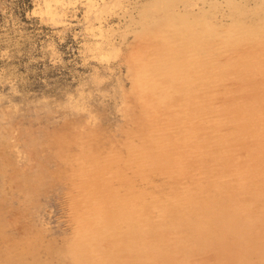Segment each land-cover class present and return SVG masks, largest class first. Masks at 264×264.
<instances>
[{
  "label": "rangeland",
  "instance_id": "obj_1",
  "mask_svg": "<svg viewBox=\"0 0 264 264\" xmlns=\"http://www.w3.org/2000/svg\"><path fill=\"white\" fill-rule=\"evenodd\" d=\"M167 21L249 36L222 38L216 70L177 72L192 37ZM263 30L264 0H0V264H88V245L110 247L101 264H149L133 240L159 246L150 264H264ZM162 73L180 91L166 103L188 105L152 116L143 84Z\"/></svg>",
  "mask_w": 264,
  "mask_h": 264
},
{
  "label": "bare ground",
  "instance_id": "obj_2",
  "mask_svg": "<svg viewBox=\"0 0 264 264\" xmlns=\"http://www.w3.org/2000/svg\"><path fill=\"white\" fill-rule=\"evenodd\" d=\"M236 14V13H235ZM196 21H198V20H196ZM241 21H243V20H241ZM179 22V21H178ZM175 23V22H173V23H169L168 21H167V24H164L166 27H171V28H173L174 29V31L173 32H175V33H177V32H179V33H177V34H181V36H185V38H186V33H185V31L187 32H189V34L188 35H190L192 38L190 39V41H189V44H188V46H186L185 47V50L187 49V47H189L188 48V50L187 51H185L184 53H183V55H180L181 57H179L175 62V68H176V71L178 72V70L179 69H182V68H190V67H192V66H202V68H207V67H212V68H214L215 70H216V67H215V62H216V60H217V58H218V56H216L215 54H217V53H214V52H211V50L212 49H215V50H217V47H218V45L219 44H222L221 42H222V38H223V42L225 43V41H226V43L227 42H229L230 43V45L231 44H233L234 45V41L233 40H236V41H238V42H236V43H239L241 40H239L238 38L239 37H245V36H249V31H248V29H244V30H242V26L241 25H236V26H231V25H228L227 24V26L225 25H222V27L221 28H219V27H216V28H213L212 29V31H210V32H207L206 34H203L202 33V31L201 32H199V31H197V29H198V27L199 26H197V25H195V26H184L183 27V24L185 25V22L182 24V23H180V25L182 24V27L179 25V23ZM193 22H191V24H192ZM195 23V22H194ZM200 23V22H199ZM207 23V22H206ZM211 23V22H210ZM209 23V24H210ZM214 23V22H213ZM187 24V23H186ZM188 24H190V23H188ZM196 24V23H195ZM218 24V23H217ZM236 24H238V23H236ZM157 26H158V24H156ZM163 25V26H164ZM219 25V24H218ZM161 26V25H160ZM245 26V25H244ZM164 28V29H168V28ZM186 27V28H185ZM194 27V28H193ZM248 27V26H247ZM155 29H157L158 27H154ZM162 26L160 27V30H162ZM245 28V27H244ZM163 29V31L164 32H157V33H160L161 35H158L159 37H157V38H155V39H157V41L158 42H162L163 44L164 43H167V35H166V33H165V30ZM195 29V30H194ZM169 30H171V29H168V31ZM211 30V29H210ZM253 30L254 29H252V31L250 30V34L253 32ZM262 31V30H261ZM264 31V30H263ZM156 32H155V34H156ZM172 32V31H171ZM187 32V33H188ZM254 32H256V31H254ZM151 33H153V32H150V35H151ZM257 33V32H256ZM170 34V33H169ZM258 34V33H257ZM153 35V34H152ZM151 35V36H152ZM164 35H166V37L164 36ZM175 35V34H174ZM252 35V34H251ZM253 36H256V34L254 35L253 34ZM145 37V36H144ZM149 37V36H148ZM171 37V36H170ZM174 37V36H173ZM176 37H178V36H176ZM179 37H180V35H179ZM188 37V36H187ZM252 37V36H251ZM181 38V37H180ZM232 38H233V40H232ZM253 38H256V37H253ZM142 39V38H141ZM152 39V38H151ZM163 39H167L166 41H163ZM176 39V38H175ZM183 39H184V37H183ZM172 40V39H171ZM180 40V39H179ZM185 40V39H184ZM188 39H186V41H187ZM151 41V40H150ZM153 41V40H152ZM156 41V40H155ZM220 41V42H219ZM260 42L261 43V40H256V42ZM169 42V41H168ZM144 43V42H143ZM151 43V42H150ZM154 43V42H153ZM157 43V42H156ZM156 43H155V48H156ZM247 43H248V41H247ZM251 43V42H250ZM263 43V42H262ZM161 44V43H160ZM172 44V43H171ZM174 44H175V42H174ZM179 44V43H178ZM185 44H187V43H185ZM245 44V43H244ZM257 46H260V44H258V43H255ZM153 45V44H152ZM165 45V44H164ZM163 45V46H164ZM167 45V44H166ZM165 45V46H166ZM170 45V44H169ZM181 45H183V44H181ZM226 45V44H225ZM229 45V44H228ZM157 46H158V44H157ZM174 46V45H173ZM178 46H180V45H178ZM237 46H239V45H237ZM236 46V47H237ZM252 46V45H251ZM177 47V46H176ZM226 47H228V46H226ZM154 48V47H153ZM158 48V47H157ZM164 48V47H163ZM162 48V49H163ZM167 48H168V45H167ZM173 49V48H172ZM218 49H220V48H218ZM236 49V48H235ZM144 50V49H143ZM160 50V49H159ZM164 50V49H163ZM170 50V49H169ZM175 50V49H174ZM166 51H167V49H166ZM177 51V50H176ZM222 51V50H221ZM221 51L219 52L218 51V54L219 53H221ZM226 51V50H225ZM224 51V52H225ZM232 50H230V52H231ZM152 52V51H151ZM158 52V51H157ZM156 52V53H157ZM163 53H164V51H162ZM228 52H229V49H228ZM234 52V51H233ZM233 52H231V53H233ZM153 54H154V51L152 52ZM163 53H160L161 55H163ZM211 53H213V54H211ZM166 54V53H165ZM149 55H150V53H149ZM156 55H158V54H156ZM177 55V54H176ZM159 56V55H158ZM157 57V56H156ZM161 58V57H160ZM253 58H254V56H253ZM165 59V58H164ZM168 59V58H167ZM166 59V60H167ZM162 63V62H161ZM162 65V64H161ZM171 72V71H170ZM170 74V73H169ZM169 74H164V73H162V74H157V75H155V76H153L150 80H147V81H145V83L143 84V86H146L147 85V87L146 88H148V89H146V91H149V92H152V93H149V95H151L150 97V99H149V101H148V103H145L144 104V108L146 109H148V110H151L150 112L152 113V116H155L156 114H158V113H155V112H157V110H156V108L155 107H160L161 105H162V109H164L166 106L165 105H170L169 103H166L167 101L166 100H168V101H172V99H171V96H172V93H174L175 95L176 94H178V93H180V91L179 90H173V91H171L170 90V86H167V85H158L160 82H159V79H161V78H159V76H168ZM164 78V77H163ZM257 80V79H256ZM161 81V80H160ZM142 86V88H139V89H143L144 87ZM138 89V88H137ZM145 90V89H144ZM169 91H171V92H169ZM142 92H143V90H142ZM259 92V91H258ZM256 93V92H255ZM148 94V93H147ZM174 94H173V96H174ZM181 94H182V92H181ZM185 95V94H184ZM190 98V97H189ZM170 99V100H169ZM249 99V98H248ZM251 99V98H250ZM187 100V99H186ZM181 102V101H180ZM242 102V101H241ZM256 102V101H255ZM259 102V101H258ZM178 103H179V101H178ZM186 103V104H185ZM185 103H183V101L181 102V103H179L178 104V107H171V105H170V109L172 110V111H174V110H178V109H176V108H180L179 110H185V109H187V102H185ZM177 104V103H176ZM241 104H243V103H241ZM245 104V103H244ZM244 104H243V106H244ZM242 106V105H241ZM247 106V105H246ZM246 106H245V108H246ZM189 107V106H188ZM160 108V109H161ZM175 108V109H174ZM248 108H249V106H248ZM153 109H154V111H153ZM159 109V108H158ZM169 109V108H168ZM238 109V108H237ZM250 109V108H249ZM232 110V109H231ZM246 110H248V109H246ZM166 111V110H165ZM232 111H234V110H232ZM242 111V110H241ZM243 111H244V109H243ZM169 112V111H168ZM235 112V111H234ZM246 112V111H245ZM155 113V114H154ZM164 113V112H163ZM236 113V112H235ZM149 115L150 113H147V112H145V113H143L142 115L143 116H147V115ZM242 114V113H241ZM246 114V113H245ZM163 115V114H162ZM166 116V115H165ZM167 116H169L170 118H172V117H176L175 119H180L181 117L178 115V114H174V115H167ZM190 116H188L187 118H189ZM197 117V116H196ZM243 117V116H242ZM247 117V116H246ZM251 117V116H250ZM185 118V117H184ZM184 118L181 120V121H177L178 123H181L182 121H184ZM240 118V117H239ZM174 119V120H175ZM233 119V118H232ZM173 120V121H174ZM232 121V120H231ZM239 121V120H238ZM248 121V120H247ZM251 123V122H250ZM251 124H253V122L251 123ZM174 125L175 126H177V124H175V121H174ZM255 125V124H254ZM250 127V126H249ZM178 130V129H177ZM172 134V133H171ZM174 136V135H173ZM173 138V137H172ZM169 139V138H168ZM166 143V142H165ZM247 143V142H246ZM140 150V149H139ZM204 151V150H203ZM218 152V151H217ZM215 153V152H214ZM248 153V152H247ZM150 155V158L152 157L151 156V154H149ZM153 156H154V154H152ZM214 155V154H213ZM142 156H143V154H142ZM144 156H146V155H144ZM143 156V157H144ZM179 156V155H178ZM148 157V156H147ZM166 157V156H165ZM146 158V157H145ZM150 158H148V159H150ZM259 159V158H258ZM132 160V159H131ZM130 160V161H131ZM134 160V159H133ZM164 160H166V159H164ZM163 160V161H164ZM170 160V159H169ZM145 161V160H144ZM176 161V160H175ZM140 162V161H139ZM136 163V162H135ZM147 164V163H146ZM98 165H99V163H98ZM145 165V164H144ZM175 165V164H174ZM98 167V166H97ZM148 167H150V166H148ZM99 168H100V166H99ZM114 168V167H113ZM137 168V167H136ZM136 168L134 169V170H136ZM140 168V167H139ZM141 168H143V167H141ZM147 168V167H146ZM143 171V170H142ZM141 171V172H142ZM98 172V171H97ZM137 172V171H136ZM145 173V172H144ZM147 173V172H146ZM151 173V172H150ZM82 174V173H81ZM81 174H79L80 176H81ZM84 174V173H83ZM82 174V175H83ZM90 174V173H89ZM142 174V173H141ZM149 174V173H148ZM237 174V173H236ZM255 174V173H254ZM134 175V174H133ZM143 175V174H142ZM214 176V175H213ZM89 177V176H88ZM133 177V176H132ZM138 177V176H137ZM85 178H87L86 176H85ZM129 178V177H128ZM141 178V177H140ZM147 178V177H146ZM217 178V177H216ZM157 178H155V180H156ZM142 180V179H141ZM149 180V179H148ZM84 181V180H83ZM88 181V180H87ZM136 181V180H135ZM209 181V180H208ZM214 181H216L215 179H214ZM255 182V181H254ZM207 183V182H206ZM217 183V182H216ZM218 183H220V182H218ZM83 184H85V183H83ZM127 184V183H126ZM145 184V183H144ZM212 184V183H211ZM132 185V184H131ZM137 185V184H136ZM213 185V184H212ZM139 186V185H138ZM135 187V186H134ZM141 187V186H140ZM87 188V187H86ZM93 188V187H92ZM143 188V187H142ZM149 188H150V186H149ZM118 190V189H117ZM201 190V189H200ZM121 191V190H120ZM184 191V190H183ZM191 191H193V190H191ZM147 191H145V193H146ZM155 192H158V191H155ZM136 193V192H135ZM180 193H181V191H180ZM184 193V192H183ZM186 193V192H185ZM189 193V192H188ZM86 194V193H85ZM144 194V193H143ZM147 194V193H146ZM177 194V193H176ZM91 195V194H90ZM109 195V194H108ZM131 195V194H130ZM148 195V194H147ZM170 195V194H169ZM188 195V194H187ZM118 196V195H117ZM154 196V195H153ZM85 197H86V195H85ZM90 197V196H89ZM101 197V196H100ZM132 197V196H131ZM142 197V196H141ZM141 197H139V198H141ZM149 196H147L146 198H148ZM172 197V196H171ZM87 198H88V196H87ZM119 198V197H118ZM121 198V197H120ZM123 198V197H122ZM129 198V197H128ZM146 198H144V199H146ZM165 198V197H164ZM186 198V197H185ZM98 199V198H97ZM101 199V198H100ZM108 199V198H107ZM143 199V198H142ZM157 199V198H156ZM159 199V198H158ZM160 199H161V197H160ZM171 199H174L175 200V198H171ZM170 199V200H171ZM179 199V198H178ZM210 199V198H209ZM117 200H119V199H117ZM124 200H126V199H124ZM140 200V199H139ZM167 200V199H166ZM208 200V199H207ZM217 200V199H216ZM86 201V200H85ZM89 201V200H88ZM91 201V200H90ZM98 201V200H97ZM151 201V200H150ZM155 201V200H154ZM163 201V200H162ZM171 201H173V200H171ZM81 202V201H80ZM99 202V201H98ZM111 202V201H110ZM118 202V201H117ZM85 202H83V204H84ZM87 203V202H86ZM92 203V202H91ZM94 203V202H93ZM101 203V202H100ZM113 203V202H112ZM135 203H139V202H135ZM134 203V204H135ZM154 203V202H153ZM174 203V202H173ZM172 203V204H173ZM81 204H82V202H81ZM82 204V205H83ZM105 204H107V203H105ZM104 204V205H105ZM117 204V203H116ZM119 204V203H118ZM121 204H123V202L121 203ZM127 204V203H126ZM125 204V205H126ZM130 205H131V203H129ZM167 204V203H166ZM196 204V203H195ZM93 205V204H92ZM114 205V204H113ZM137 205V204H136ZM81 206V205H80ZM94 206V205H93ZM103 206V205H102ZM126 206H128V205H126ZM137 206H139V205H137ZM149 206V205H148ZM166 206V205H165ZM164 206V207H165ZM169 206H171V205H169ZM174 206V205H173ZM249 206V205H248ZM85 207V206H84ZM106 207V206H105ZM115 207V206H114ZM135 207V206H134ZM144 207V206H143ZM153 207V206H152ZM167 207V206H166ZM103 209H106V208H104V207H102ZM109 208V207H108ZM108 208H107V210H108ZM118 208V207H117ZM127 208H129V207H127ZM137 208V207H136ZM160 208H161V206H160ZM169 208V207H168ZM81 209V208H80ZM99 209H100V207H99ZM103 209H102V211H103ZM111 209V208H110ZM115 209V208H114ZM130 209V208H129ZM134 209V208H133ZM140 209H141V207H140ZM139 209V210H140ZM143 209V208H142ZM154 209V208H153ZM182 209V208H181ZM180 209V210H181ZM190 209V208H189ZM82 210H84V209H82ZM112 210V209H111ZM156 210H158V209H156ZM160 210V209H159ZM158 210V212H160ZM97 211V210H96ZM101 210H99L98 212H100ZM116 211V210H115ZM127 211V210H126ZM184 211V210H183ZM190 211V210H189ZM203 211V210H202ZM83 212V211H82ZM90 212V211H89ZM123 212V211H122ZM139 212V211H138ZM157 212V211H156ZM157 212V213H158ZM84 213V212H83ZM105 213H106V211H105ZM115 213V212H114ZM117 213H118V211H117ZM121 213V212H120ZM119 213V214H120ZM133 213H134V211H133ZM146 213V212H145ZM157 213H156V215H157ZM168 213V212H167ZM185 213V212H184ZM97 214V213H96ZM103 214V213H102ZM107 214V213H106ZM106 214H105V216H106ZM119 214H117L118 216H119ZM125 213H123V215H124ZM127 214H128V212H127ZM136 214H140V213H136ZM179 214V213H178ZM180 214H183V213H180ZM190 214V213H189ZM78 215V214H77ZM109 215H110V213H109ZM131 215V214H130ZM146 215V214H145ZM166 215V214H165ZM191 215V214H190ZM86 216V215H85ZM93 216V215H92ZM104 216V215H103ZM116 216V215H115ZM122 216V215H121ZM120 216V217H121ZM125 216V215H124ZM136 216H138L139 217V220H140V218H141V216H139V215H136ZM147 216H149V215H147ZM151 216V215H150ZM185 216H187L186 214H185ZM101 217V216H100ZM108 217V216H107ZM111 217H112V215H111ZM123 217V216H122ZM143 217V216H142ZM156 217V216H155ZM155 217H153L154 218V220H155ZM159 217V216H158ZM165 217V216H164ZM80 218V217H79ZM102 219H103V217H101ZM124 218V217H123ZM123 218H121V219H123ZM137 218V217H136ZM191 218V217H190ZM107 219V218H106ZM105 219V220H106ZM147 219H149V217L147 218ZM167 219V218H166ZM170 219V218H169ZM215 219V218H214ZM213 218H212V220H214ZM77 220H80V219H78L77 218ZM99 220V219H98ZM112 220V219H111ZM128 220V219H127ZM130 220V219H129ZM128 220V221H129ZM100 221V220H99ZM107 221V220H106ZM145 221V220H144ZM149 221L151 222V220L149 219ZM187 221V220H186ZM104 222V220H102V223ZM127 222V221H126ZM138 222V221H137ZM142 222V221H141ZM150 222H148V224L150 223ZM78 224H80V229H79V232H78V236H79V239H80V241H81V239H84V238H87V237H89L91 234H92V230L97 226V223H98V221L96 222V218L93 220V218L90 216V214H89V216L88 217H85V218H83L82 217V219L80 220V223L79 222H77ZM128 223V222H127ZM143 223H145V222H143ZM158 223V222H157ZM165 223V222H164ZM183 223H185V221L183 222ZM142 225V223H139V225ZM156 224V223H155ZM154 224V225H155ZM108 225V224H107ZM136 225V224H135ZM145 225H147V224H145ZM144 225V226H145ZM152 225V224H151ZM160 225V224H159ZM178 225V224H177ZM132 226H134V225H132ZM148 226V225H147ZM162 226V225H161ZM174 226H176L175 224H174ZM111 227V226H110ZM130 227V226H129ZM136 227V226H135ZM141 227V226H140ZM207 227H209V226H207ZM108 228V227H107ZM173 228V227H172ZM141 229H142V227H141ZM140 230V229H139ZM138 230V231H139ZM146 230V229H145ZM144 230V231H145ZM162 230H165V229H162ZM149 231V230H148ZM173 231V230H172ZM109 232V231H108ZM139 232H142V231H139ZM147 232V231H146ZM150 232V231H149ZM163 233V232H162ZM171 233V232H170ZM114 234H116V233H114ZM138 234V233H137ZM144 234V233H143ZM155 235H157V234H155ZM161 235V234H160ZM93 236V235H92ZM105 236V235H104ZM103 236V237H104ZM114 236V235H113ZM95 237V236H94ZM100 237V236H99ZM108 237V236H107ZM162 237V236H161ZM117 238V237H116ZM126 238V237H125ZM131 238V237H130ZM146 238V237H145ZM79 239H76V240H78L79 241ZM90 239V238H89ZM97 239V238H96ZM99 239V238H98ZM154 239V238H153ZM129 240V239H128ZM127 240V241H128ZM79 241V242H80ZM108 241V240H107ZM157 242V241H156ZM86 243H88V242H86ZM93 243H94V241H93ZM111 243V242H110ZM127 243V242H126ZM112 244H113V242H112ZM117 244V243H116ZM120 244V243H119ZM161 244V243H160ZM165 244V243H164ZM167 244V243H166ZM94 245V244H93ZM111 245V244H110ZM124 245V244H123ZM153 245V244H152ZM82 246V245H81ZM119 246H121V245H119ZM162 246H163V244H162ZM175 247H176V245H174ZM173 246V247H174ZM185 246V245H184ZM79 247V246H78ZM83 247V246H82ZM113 247V246H112ZM117 247V246H116ZM122 247V246H121ZM75 248V247H74ZM84 248V247H83ZM109 248L110 247H105V246H103V247H101V248H99L100 250H101V252L99 253V250H97V247H93L92 245H88L87 247H86V250H85V253L83 252V254H82V256H84L85 257V259H86V261H87V263L88 264H101V261H103V258H104V256L105 255H111L110 254V252L108 253L107 251H110L109 250ZM125 248V247H124ZM159 248V246L158 247H152V248H150V245H149V243H144V241L143 242H141V241H139L138 243L136 242V241H131V243H129L128 245H127V251L129 252L130 251V253L131 254H133V253H135V252H139V251H142V253H143V251H147L145 254H147L146 256H145V254L144 255H142L141 256V258H139L140 260H138L139 262H146V261H148L149 260V264L150 263H152V262H155L156 261V258H155V254H157V251L159 250L158 249ZM164 248V247H163ZM166 248V247H165ZM82 249V248H81ZM117 249V248H116ZM167 249V248H166ZM175 249V248H174ZM76 250V249H75ZM78 250V249H77ZM161 251H162V249H160ZM163 250H165V249H163ZM72 251V250H71ZM79 251V250H78ZM83 251V250H82ZM127 251H125V252H127ZM75 252V251H74ZM74 252H72L73 254H76L75 255V261H76V264H80L81 263V251L80 252H76V253H74ZM160 252V251H159ZM172 252V251H171ZM182 252H183V250H182ZM70 253V252H69ZM140 253V252H139ZM161 253H163V252H161ZM168 253H170V252H168ZM174 253V252H173ZM114 254V253H113ZM164 254V253H163ZM166 254V253H165ZM117 255H118V253H117ZM116 255V256H117ZM166 255H168V254H166ZM71 256V255H70ZM157 256V255H156ZM159 256H161V255H159ZM108 257V256H107ZM137 257V256H136ZM184 257V256H183ZM158 258V257H157ZM113 259H115V258H113ZM165 259V258H164ZM132 260V259H131ZM161 260V259H160ZM179 260H182V259H179ZM187 260V259H186ZM86 261H85V263H86ZM111 261H113L114 262V260H111ZM119 260H117V262H118ZM130 261V260H129ZM138 261H136V263L138 262ZM163 261V260H162ZM183 262V261H182ZM119 263V262H118ZM127 263H128V261H127ZM129 263H131V262H129ZM84 264V263H83ZM109 264H112V262L111 263H109ZM123 264V263H122ZM132 264V263H131ZM161 264H165V263H161ZM186 264V263H185Z\"/></svg>",
  "mask_w": 264,
  "mask_h": 264
}]
</instances>
